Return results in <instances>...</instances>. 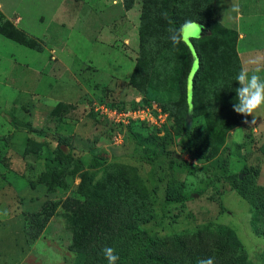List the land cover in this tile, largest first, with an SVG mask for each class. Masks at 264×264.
Segmentation results:
<instances>
[{"label":"rangeland","instance_id":"rangeland-1","mask_svg":"<svg viewBox=\"0 0 264 264\" xmlns=\"http://www.w3.org/2000/svg\"><path fill=\"white\" fill-rule=\"evenodd\" d=\"M0 1L5 14L8 12L12 20L21 19L17 26L28 28L36 36L41 34L51 19L53 7L59 3V0ZM79 2L82 7L77 6L78 20L70 14L71 8L67 5L60 6L65 12L60 11L55 18L64 27L67 39L63 40L75 41L71 51H75L76 57L69 65L74 73L85 74L90 86L97 84L94 87L97 93L91 90L70 103L62 102L69 99L62 90L67 76L54 70L47 75L46 69L41 77L43 83L49 84L45 86L38 80L35 86L28 75L33 76L43 69L44 62L30 61L28 55L39 57L40 52L0 37V203L5 199L11 204L7 214L10 218L0 221V264H75L67 248L70 226L63 202L78 197L76 191L84 176L92 184L108 188L118 183L122 185L125 178L133 175L141 184L148 204L149 215L139 226L148 236L162 239L201 230L213 233L228 230L251 264H264V237L252 230L254 219L256 224L262 220L255 218L252 201L257 195H264V117H257L253 128L242 123L217 136L207 148L208 161L198 162L180 154L178 145L186 131L204 128L202 116L186 120L179 129L173 124L175 116L187 107L183 87L160 95L129 87L128 78L138 50L132 55L116 41L106 53L96 42L100 21L86 11L95 8L101 12L102 0ZM131 2L135 10L128 20L125 16L115 18L111 34H116V27L123 22L125 25L126 20L137 29L141 0ZM13 10L16 11L11 15ZM213 19L225 28L215 15ZM74 20L76 23L72 26ZM90 27L91 31L87 29ZM42 55L46 56V52L42 51ZM128 60L131 61L130 74L125 79L118 78L115 74H125ZM119 62H122L121 68L117 66ZM85 63L87 69L91 70L90 65L95 72L85 71ZM49 75L57 79L53 87ZM42 86L47 92L39 93ZM138 98L154 99L168 111L172 109L169 124L161 130L135 124L125 133L123 142L114 145L110 141L113 128L88 113L87 104L104 100L132 105ZM246 119L250 122L252 117ZM58 146L66 156L61 158L62 163L56 164ZM46 155L53 161L50 186L54 190L49 193L38 183L45 172ZM93 158L99 160L94 166ZM7 181L16 191L26 185L27 190L14 193ZM33 186L36 187L33 189ZM37 187H41V191L36 190ZM5 190L12 192L10 200ZM29 198L32 199L28 201ZM52 207L53 212H50ZM17 253L19 259L15 257Z\"/></svg>","mask_w":264,"mask_h":264},{"label":"trees","instance_id":"trees-1","mask_svg":"<svg viewBox=\"0 0 264 264\" xmlns=\"http://www.w3.org/2000/svg\"><path fill=\"white\" fill-rule=\"evenodd\" d=\"M215 1L141 0L138 54L128 78L129 87L143 92L154 91L158 95L183 87L186 100V81L190 75V106L187 104L184 112L175 116L173 124L179 129L186 120L202 116L204 128L186 131L178 145L180 154L198 162L209 160L207 148L217 136L238 127L246 119L244 116L239 118L233 111L235 90L239 87L236 76L241 70L235 51L236 33L214 21ZM122 7L124 11L129 10L131 0H122ZM165 12L167 19L162 15ZM168 20L173 23L170 25ZM185 20H196L207 34L193 40L191 47L183 43L174 46L168 39V29L178 28ZM0 35L29 49L42 50L39 40L15 28L1 13ZM148 100L157 102L141 98V102ZM111 105L123 106L122 103ZM169 110L172 117L170 112L173 110ZM132 126L129 125L126 132ZM56 150L58 155L54 162L59 164L66 155L61 153L59 146ZM31 152L37 154V151ZM51 161L46 155L45 172L38 179L48 193L54 190L50 186ZM97 162L99 160L93 158V166ZM118 185L105 188L98 183L92 184L84 176L76 191L78 197L63 202L70 226L67 248L73 254L75 264H108L103 255L105 247L115 250L119 257L117 264H197L200 259L209 257L214 259V264H251L228 230L215 233L201 230L162 239L148 236L139 228L149 215L141 184L133 175ZM252 205L256 210L255 218H262L257 224L254 219L252 230L264 237V195H257ZM37 229H40L39 225Z\"/></svg>","mask_w":264,"mask_h":264},{"label":"crops","instance_id":"crops-1","mask_svg":"<svg viewBox=\"0 0 264 264\" xmlns=\"http://www.w3.org/2000/svg\"><path fill=\"white\" fill-rule=\"evenodd\" d=\"M80 0H59V3L53 7L51 12V19L49 22L45 25L43 28V31L41 34L37 35L33 34L28 30V28L17 26L20 22V18H15L18 21L14 22V19L12 20L8 16L9 13L5 14L3 11V4L0 1V13L3 16V18L9 22H11L15 28L18 30H21L25 32L27 35L32 36L39 40L40 42L43 40L44 45L42 47L41 51H35V52H46V56L42 55L39 57H35L34 55H28L30 61L39 60L43 61V69H40L37 73H34L33 76H29L28 78L31 82L41 80V83L45 86L49 84V82H42L41 73L45 72L47 69V75L48 73L52 74L53 70L55 72L62 71L63 75L67 76V81L63 82L62 84V90H65L63 93L66 97H69V99H62V102L64 103H70L73 98H77L80 95H86L91 90L93 93L96 91L94 87H96L97 84H93L90 86V83H86L87 78H85V74L81 76L80 73L82 72H76L72 70V67L69 65L74 61V58L76 57L75 51H71L72 47L74 45L75 41L66 42V40H63L65 37L63 32V25L62 22H60L58 19L55 18V15L59 16L60 11L65 10L63 8H60V6L65 7L66 5L71 8L70 14L72 16L76 17V13L78 11L77 6L82 7V3L79 2ZM79 2V4H78ZM214 15L216 20L223 25L225 28H228L230 30H233L236 33V41H235V51L236 55L240 64V69L243 67H248L250 70H255L256 68H259L260 71L258 72L259 75H261L262 78H264V0H216L214 3ZM135 10V6H132L129 10L124 11L122 7V1L117 0L116 3H113V0H102V11H96L95 8L93 9H87V14L91 16H95L97 20L100 21V27L99 31L97 33L98 41L97 44L101 45L106 53L110 52V49H112L115 46L116 41L120 42L121 45H124L127 49H129V52L132 55H135V52L138 50V39H137V29H133V24L131 22H128V17L132 12ZM13 10L11 12L14 13ZM120 16H125L127 18L126 24L121 23L116 27V34H111L110 29L111 23L114 21L115 18H119ZM77 18V17H76ZM125 18V19H126ZM42 20V19H39ZM78 20V18H77ZM72 26H74V23L76 21H72ZM84 25V24H83ZM122 25V26H121ZM111 27V28H110ZM88 30H92V27L87 28ZM86 29V30H87ZM119 32L121 33L119 35ZM0 37L13 42L19 46H22L14 41H11L3 36L0 35ZM41 39V40H40ZM48 39V41H47ZM67 39V38H64ZM42 41V42H43ZM41 42V43H42ZM113 46V47H112ZM24 47V46H22ZM27 48V47H24ZM29 49V48H27ZM32 50V49H29ZM259 57L261 59V64L259 65H249L247 63L248 60L254 59ZM89 62V61H88ZM121 63L117 65L118 68H121ZM128 68L127 71L123 76L119 75V73L115 74L118 78H127L128 73L131 70V61L128 60ZM85 71L89 70L87 69L88 65L85 63L84 65ZM91 68V72H95L96 69H94L92 66L89 65ZM251 74V71H250ZM50 76V75H49ZM52 87L55 85L57 79H54L52 76ZM46 80H51L47 77H45ZM110 80L113 79V76H109ZM43 90L39 93L47 92L46 88L44 86ZM33 91V90H31ZM97 93V91H96ZM259 117H264V112L259 114ZM13 181V180H12ZM7 184H10V188L14 191V193H20L21 191L27 190L26 186L20 189L19 191H16L15 186H11L12 183L10 181H7ZM6 184V185H7ZM8 186V185H7ZM36 186H33L34 189ZM43 187V186H41ZM41 187H37L36 190L41 191ZM5 188H7L5 186ZM30 191V190H29ZM28 191V192H29ZM32 191V190H31ZM8 194V199L11 197L12 192L6 191ZM27 196L26 194H24ZM32 199L29 198L28 201ZM35 199V198H33ZM11 207V204L9 201H6L3 199L0 203V221L1 220H8L10 217L7 215H3V213L6 211L8 214V208ZM2 217H7L2 219ZM14 257V256H13ZM17 259H19V254L17 253L15 256Z\"/></svg>","mask_w":264,"mask_h":264},{"label":"clouds","instance_id":"clouds-1","mask_svg":"<svg viewBox=\"0 0 264 264\" xmlns=\"http://www.w3.org/2000/svg\"><path fill=\"white\" fill-rule=\"evenodd\" d=\"M117 0H113L116 3ZM167 19L168 14L162 13ZM171 25L173 21L168 20ZM203 25L196 22V20H185L178 28L169 27L168 39L172 44H185L190 46L193 40L202 39ZM249 65L261 64L259 57L250 59L247 61ZM251 71V74H250ZM259 68L250 70L248 67H243L236 76V82L239 87L235 90V103H233V111L244 117H252L249 122L247 119L243 120V123L248 125L249 128H253L257 123V117L264 112V78L258 74ZM239 132L243 130L237 129ZM3 215H7L5 211ZM103 255L108 264H117L119 260L118 255L115 254V250L111 247H105L103 249ZM197 264H214V259L209 257L206 259H200Z\"/></svg>","mask_w":264,"mask_h":264},{"label":"built area","instance_id":"built-area-1","mask_svg":"<svg viewBox=\"0 0 264 264\" xmlns=\"http://www.w3.org/2000/svg\"><path fill=\"white\" fill-rule=\"evenodd\" d=\"M18 20L14 18V22ZM132 105L112 106L115 101H90L88 105V113L103 119L110 127V141L114 145H120L129 125H140L148 127L150 130H161L170 122L169 113L163 109L157 102L148 100L141 102V98L136 99ZM86 105V106H87Z\"/></svg>","mask_w":264,"mask_h":264},{"label":"water","instance_id":"water-1","mask_svg":"<svg viewBox=\"0 0 264 264\" xmlns=\"http://www.w3.org/2000/svg\"><path fill=\"white\" fill-rule=\"evenodd\" d=\"M205 34H207V30L203 27V31H202V36H204ZM191 47V46H190ZM195 63V57H192V64ZM190 75L187 78L186 81V101L188 106H190Z\"/></svg>","mask_w":264,"mask_h":264}]
</instances>
